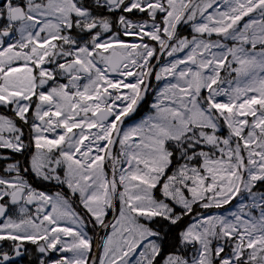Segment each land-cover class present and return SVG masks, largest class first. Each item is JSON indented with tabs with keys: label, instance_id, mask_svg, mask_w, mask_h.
Instances as JSON below:
<instances>
[{
	"label": "snow or ice",
	"instance_id": "obj_1",
	"mask_svg": "<svg viewBox=\"0 0 264 264\" xmlns=\"http://www.w3.org/2000/svg\"><path fill=\"white\" fill-rule=\"evenodd\" d=\"M0 264H264V0H0Z\"/></svg>",
	"mask_w": 264,
	"mask_h": 264
}]
</instances>
